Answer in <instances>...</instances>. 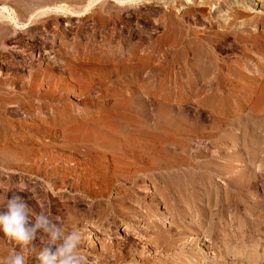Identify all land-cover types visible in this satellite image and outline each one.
<instances>
[{
	"label": "rangeland",
	"instance_id": "374dc122",
	"mask_svg": "<svg viewBox=\"0 0 264 264\" xmlns=\"http://www.w3.org/2000/svg\"><path fill=\"white\" fill-rule=\"evenodd\" d=\"M35 1L49 11L26 16ZM103 1L5 0L18 25L0 24V203L19 195L31 217L88 226L89 264H131L151 252L152 223L173 231L168 217L144 221L145 205L164 212L155 193L183 190L205 162L210 175L191 185L215 199L192 247L205 264H264V0ZM186 29L191 47L173 44ZM43 247L0 231V258L14 249L39 264Z\"/></svg>",
	"mask_w": 264,
	"mask_h": 264
},
{
	"label": "bare ground",
	"instance_id": "6f19581e",
	"mask_svg": "<svg viewBox=\"0 0 264 264\" xmlns=\"http://www.w3.org/2000/svg\"><path fill=\"white\" fill-rule=\"evenodd\" d=\"M28 1V0H25ZM31 1V0H30ZM103 1V0H102ZM116 4L119 3H125V2H131V4L137 3V2H144V0H111ZM259 0H253V4H251L249 7H253L255 5V2ZM93 2V1H92ZM105 2V1H103ZM26 3V2H25ZM30 3V2H29ZM27 3V4H29ZM44 3V2H43ZM220 3V1H219ZM31 4V3H30ZM29 4V5H30ZM36 4L32 2V5ZM39 4V3H38ZM46 4V3H45ZM102 4V2H101ZM181 4V3H180ZM27 5V6H29ZM59 6L57 8H55V10H57V12H59V14L57 15L58 17H63L68 11H71L70 8H68L65 4H62L61 1L58 4ZM136 5V4H135ZM139 5V4H138ZM25 6V4H24ZM40 6L36 4V7L32 6V8H29L30 10L24 11L25 15H30V17L34 16V15H42L44 14V12H46L45 10H48L49 6H42V8L40 9V11H35V9ZM116 7V6H115ZM165 8V12H168L169 14L172 12L173 9V4H167L166 6H164ZM221 7V6H220ZM24 8V7H23ZM26 8V9H27ZM48 8V9H47ZM89 6H86L83 10L78 11V13L76 14L77 16H82L83 14H85V12L88 10ZM216 8V6H215ZM49 11V10H48ZM231 11V10H230ZM239 12V11H238ZM35 13V14H33ZM240 13V12H239ZM192 14V13H191ZM223 14V13H222ZM16 12L15 10L12 9V7L5 2V0H0V24L6 25V22H14L16 25H18V21L16 20ZM26 15V16H27ZM165 15V14H164ZM195 15V14H194ZM170 16V15H169ZM261 16V15H260ZM65 17V16H64ZM172 18V17H171ZM176 18V17H175ZM220 18V17H219ZM257 18V17H256ZM167 19V18H166ZM164 19L162 20V29L166 30V32H168L169 30H171V28L169 27V23L168 21ZM209 19V23H214L215 21V16H210L208 17ZM217 20V19H216ZM251 20V19H250ZM249 20V21H250ZM176 21V20H175ZM178 22L180 23V20H178ZM182 22V21H181ZM223 22V21H222ZM256 22V21H255ZM26 26V23H23ZM15 25V26H16ZM46 27L49 26L48 23L44 24ZM2 27V28H3ZM28 27V26H27ZM183 27V26H182ZM26 28V27H25ZM184 28V27H183ZM181 29V26H180ZM185 29V28H184ZM0 31L1 30V26H0ZM173 31V30H172ZM192 32V31H191ZM190 32V29H186L185 31V37L184 39L181 38L179 40H176L173 44L177 43V46H183V47H191V43L192 40L194 39L192 36L190 37V35H192L193 33ZM196 33V32H194ZM163 34V33H162ZM166 35V34H165ZM181 36V35H180ZM194 36V35H193ZM170 37V36H169ZM164 38V37H163ZM166 38V36H165ZM163 40V39H162ZM161 41V40H160ZM159 43H166L165 41H161ZM2 42V41H1ZM207 42V41H206ZM3 44V43H2ZM167 44V43H166ZM200 45H207V43L205 42H200ZM160 46V45H159ZM173 46V45H172ZM175 47V46H174ZM203 47V46H202ZM206 47V46H205ZM260 48V47H259ZM203 51V50H202ZM212 54V53H211ZM203 60V59H202ZM204 61V60H203ZM157 121V120H156ZM150 147V146H149ZM146 148V147H145ZM152 150L150 148H147V150L143 153V154H151ZM128 153V152H127ZM154 153V151H153ZM139 154V151H138ZM138 163H142V156H138ZM156 154V153H155ZM128 155V154H127ZM136 155V154H135ZM194 156V155H193ZM160 157V156H159ZM165 161V160H164ZM191 161V160H190ZM176 162V160H175ZM188 162V161H187ZM215 162V160H214ZM134 163V162H133ZM165 163V162H164ZM180 163V162H178ZM177 163V164H178ZM190 163V162H189ZM192 163V162H191ZM218 163V162H217ZM216 163V164H217ZM130 164V163H129ZM183 164V163H182ZM210 164H212V162H210ZM208 164V165H210ZM128 165V164H127ZM186 165V164H185ZM110 166V165H109ZM131 166V165H130ZM193 167V169L197 170H192L194 171L193 174L196 178L195 179H199L202 178L200 177L202 174H206V173H210L207 170H203L204 168H206L207 164L204 162H195L194 164L191 165ZM133 167V166H132ZM190 167V166H189ZM188 167V168H189ZM200 168V169H198ZM208 168V167H207ZM183 168H181L180 174L183 175L184 173H182ZM124 170V169H123ZM211 170V169H210ZM107 171V170H106ZM139 171V169L135 170V172ZM185 171V170H184ZM213 171V170H211ZM134 172V173H135ZM140 172V171H139ZM179 173V171H177ZM188 172L185 171V174H187ZM190 173V172H189ZM184 174V175H185ZM110 175V174H109ZM128 175V174H127ZM177 175V174H176ZM210 175V174H209ZM203 176V175H202ZM207 176V174H206ZM111 179V177H110ZM195 179H191V182H185L184 188L182 190V187L179 188V190L181 189L182 193L179 191H176V189H170V186L167 184L165 187H162V189H160L159 191H157L155 193V195L163 200L164 203V212L158 210V208H152L151 205H145L144 208L145 212H142L144 221H147L148 217L150 215H152L153 217H159L161 219H169V223L171 224V227L173 229L172 230H167L164 231L162 229V227L157 223L154 222L151 225L155 226L156 231L154 233L155 239L153 241L154 246L151 248V252L150 253H141L139 255H135L134 257H130L129 260L131 262V264H185V262L188 264L194 263L195 264H205V262L207 261V255L205 254L206 252L203 251V247L199 246L198 249L197 248H193L192 246L195 245L196 241L198 242L197 238L195 235L200 233V228H202L204 220L201 219L200 217H205L207 213L204 212L205 209H207V205L209 206L211 204L210 201H213L211 199H215L214 197L209 198L208 202L206 201V198H208V195L206 193V191L203 188L202 184H198L196 183L195 187H193L194 185H191V183L195 184ZM131 181V180H130ZM181 181V180H180ZM197 182V181H196ZM205 183V182H204ZM214 183V182H213ZM181 184V183H180ZM175 185V184H174ZM168 186V187H167ZM177 186V185H176ZM206 186V185H205ZM178 187V186H177ZM148 188V187H147ZM207 188V187H206ZM239 188V187H238ZM174 190V191H173ZM239 193V192H238ZM229 194V193H228ZM234 194H237L236 192ZM153 195V194H152ZM220 195V194H219ZM204 197V198H203ZM219 197V196H218ZM203 199V203H201L202 201L200 199ZM217 198V197H216ZM221 199V198H220ZM222 200V199H221ZM220 202V201H219ZM222 202V201H221ZM206 203V206H205ZM147 206V207H146ZM154 207V206H153ZM210 209V208H209ZM208 209V210H209ZM225 209V208H224ZM207 210V211H208ZM134 212V211H133ZM184 215H190L191 217V222L186 221L184 217ZM196 216L198 217L197 220H195ZM211 220V219H210ZM131 222V221H130ZM206 222V221H205ZM81 223V222H80ZM132 223V222H131ZM131 223H126V225L124 226V229L127 232H130L132 230V225ZM86 224V223H85ZM84 224V225H85ZM148 224V223H147ZM81 225V224H80ZM115 225H117V223H115ZM69 227V226H68ZM148 227V226H147ZM74 228V227H73ZM82 228V227H81ZM86 231L88 232L90 228H88V226L85 227ZM72 230V229H71ZM82 230V229H81ZM83 231V230H82ZM85 231V230H84ZM83 231V232H84ZM85 231V232H86ZM84 232V233H85ZM86 232V234H87ZM89 234L87 235V237H90V240L93 239V236H91V231L88 232ZM189 236H193L192 238H190L189 242L187 241H183L184 238L186 239V237ZM195 236V237H194ZM86 238V237H85ZM89 241V240H88ZM152 242V241H151ZM89 244V243H88ZM194 244V245H193ZM199 244V243H197ZM188 247V248H187ZM194 249H192V248ZM164 248L166 249L164 251ZM150 250V249H149ZM108 254V253H107ZM119 259V258H118ZM114 260V259H113ZM117 260V259H116ZM194 261V262H192ZM212 261V260H211ZM114 262V261H113ZM119 261L115 262L114 264H118ZM97 264V263H96ZM213 264V263H212Z\"/></svg>",
	"mask_w": 264,
	"mask_h": 264
},
{
	"label": "clouds",
	"instance_id": "9594fccd",
	"mask_svg": "<svg viewBox=\"0 0 264 264\" xmlns=\"http://www.w3.org/2000/svg\"><path fill=\"white\" fill-rule=\"evenodd\" d=\"M0 208L4 209L0 211V231L9 240L28 245L39 236L44 245L37 256L39 264H89L88 257L78 251L85 240L81 229L69 231L43 212L31 217L29 205L19 195L6 198ZM0 264H27V255L13 249L0 258Z\"/></svg>",
	"mask_w": 264,
	"mask_h": 264
}]
</instances>
